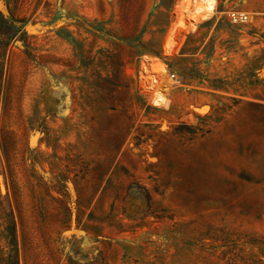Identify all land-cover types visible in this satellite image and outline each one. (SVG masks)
<instances>
[{
	"label": "rangeland",
	"instance_id": "rangeland-1",
	"mask_svg": "<svg viewBox=\"0 0 264 264\" xmlns=\"http://www.w3.org/2000/svg\"><path fill=\"white\" fill-rule=\"evenodd\" d=\"M205 1L0 0V264H264V0Z\"/></svg>",
	"mask_w": 264,
	"mask_h": 264
},
{
	"label": "trees",
	"instance_id": "trees-1",
	"mask_svg": "<svg viewBox=\"0 0 264 264\" xmlns=\"http://www.w3.org/2000/svg\"><path fill=\"white\" fill-rule=\"evenodd\" d=\"M1 24H2V33H6L9 30H11V28H17L19 31L22 30V27H23V22L21 21H17V20H14V18L12 17H7V16H2L1 14Z\"/></svg>",
	"mask_w": 264,
	"mask_h": 264
},
{
	"label": "bare ground",
	"instance_id": "bare-ground-1",
	"mask_svg": "<svg viewBox=\"0 0 264 264\" xmlns=\"http://www.w3.org/2000/svg\"><path fill=\"white\" fill-rule=\"evenodd\" d=\"M204 2V1H203ZM201 4H203V7H204V4H205V10H207V12H209L210 13V11H213L214 10V4H213V0L211 1V0H207V1H205V3H202L201 2ZM202 7V6H201ZM197 12H199V13H201L202 15H207V14H205V12H204V10L203 9H197ZM203 12H204V14H203ZM206 12V13H207ZM213 13V12H212ZM212 13H211V15H212ZM208 16V15H207ZM210 16V15H209ZM206 17V16H205Z\"/></svg>",
	"mask_w": 264,
	"mask_h": 264
}]
</instances>
